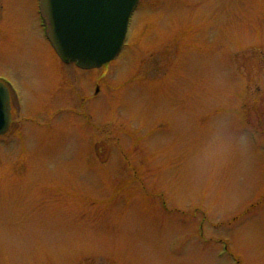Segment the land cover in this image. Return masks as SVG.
<instances>
[{
  "label": "rangeland",
  "instance_id": "rangeland-1",
  "mask_svg": "<svg viewBox=\"0 0 264 264\" xmlns=\"http://www.w3.org/2000/svg\"><path fill=\"white\" fill-rule=\"evenodd\" d=\"M35 3L0 0V264H264V0H140L86 71Z\"/></svg>",
  "mask_w": 264,
  "mask_h": 264
},
{
  "label": "water",
  "instance_id": "water-1",
  "mask_svg": "<svg viewBox=\"0 0 264 264\" xmlns=\"http://www.w3.org/2000/svg\"><path fill=\"white\" fill-rule=\"evenodd\" d=\"M48 37L62 61L95 68L120 50L138 0H40ZM10 124L7 89L0 83V133Z\"/></svg>",
  "mask_w": 264,
  "mask_h": 264
},
{
  "label": "bare ground",
  "instance_id": "bare-ground-1",
  "mask_svg": "<svg viewBox=\"0 0 264 264\" xmlns=\"http://www.w3.org/2000/svg\"><path fill=\"white\" fill-rule=\"evenodd\" d=\"M120 55H121V54H120ZM9 105H10V106H12L10 102H9ZM10 126H11V124H10ZM7 133H8V131H7V132H5V134H7Z\"/></svg>",
  "mask_w": 264,
  "mask_h": 264
}]
</instances>
